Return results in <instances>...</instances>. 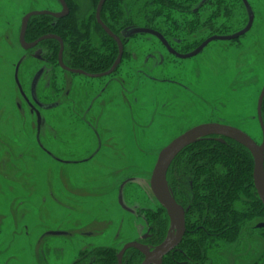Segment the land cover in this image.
<instances>
[{"label":"rangeland","instance_id":"1","mask_svg":"<svg viewBox=\"0 0 264 264\" xmlns=\"http://www.w3.org/2000/svg\"><path fill=\"white\" fill-rule=\"evenodd\" d=\"M70 1L77 9L87 8L90 3ZM208 1L174 0L175 6L187 10L184 12L154 1V11H146L145 4L139 11L143 23L159 30L181 54L194 52L218 31L235 35L247 27L251 15L252 30L233 41H214L198 56L180 60L169 55L153 36L133 34L135 27L127 28L123 32L126 52L113 76L85 81L61 73L57 85L62 97L67 89L72 92L67 99L64 97L63 111H47L39 123L41 131L24 132L25 128L22 133L0 134L11 151L16 150L14 143L22 141L19 152L25 159L18 162L19 155L10 154V164L3 167L6 155L0 152V174L5 179L8 174L11 177L0 181V189L14 184L12 196H0V207L5 210L11 206L14 212L13 205H42L43 199L51 207L54 202L49 191L56 192L53 179L57 168L62 175L63 204L78 208L77 218L63 210L59 226L73 229L76 221L79 232L106 227L111 238L108 244L121 248L147 231L140 215L159 206L150 189L152 172L160 152L174 138L195 126L220 122L243 127L260 142L256 117L264 85V0H247L248 8L239 0H221L226 10L222 12H218L220 0ZM28 2L32 10L58 7L54 0ZM129 2L128 14L132 12ZM94 3L95 14L99 0ZM188 7L200 10L193 15ZM46 79L54 82L55 75L48 74ZM70 86L80 88L79 95ZM34 120L31 117L32 123ZM131 178L133 182L123 189V201L136 210L133 215L118 203L120 186ZM12 215L6 218L0 209V264H8L10 259L24 264V258L18 256L24 252L23 240L4 235L7 226L9 230L19 227ZM91 215L92 219L100 215L101 219H96L101 221L98 227H87ZM259 217L255 224L264 223V216ZM57 239H63L58 241L62 243L59 253L63 259L71 249L76 252V242ZM240 240V245L223 252L228 260L222 262L264 264V230L245 234Z\"/></svg>","mask_w":264,"mask_h":264},{"label":"flooded vegetation","instance_id":"2","mask_svg":"<svg viewBox=\"0 0 264 264\" xmlns=\"http://www.w3.org/2000/svg\"><path fill=\"white\" fill-rule=\"evenodd\" d=\"M54 1L58 6L56 10L46 7L38 10H32L28 9L30 4L28 0H0V134H3L4 132L22 133L25 128L26 130L24 132L41 131L42 128L39 123L40 120H44V114L47 111H63L64 97L67 99L72 95V92L67 89L65 95L62 97V89L57 85L59 84L58 80L61 79V73H68L85 81H89V79L96 80L95 78H90L84 75L73 74L62 67L59 57L62 45V63L67 68L81 70L89 74L103 73H93L85 69L78 68L76 66L77 53L75 52V47H71L72 45H69V49H71V55L73 57H70L71 61L65 59L66 42L63 39V35L70 32L71 42H73V39H75L76 36L75 29L77 31L78 26V13L77 8L71 4L70 0H64L68 8V13L63 18L56 17L54 14L59 15L64 13V7L59 0ZM44 12H49V14H41ZM69 24H71V31H67ZM251 30H249V32ZM44 37L50 38L40 41ZM162 46L166 49L164 45ZM116 48L117 59V45ZM125 48L126 46L124 44V55L126 52ZM170 48L174 52L181 54L172 46H170ZM166 51L169 55L177 58L168 52L167 49ZM46 65L49 69L46 68ZM120 66L111 76L119 71ZM48 74L55 75L54 82H52V79L49 80V83L47 82L46 75ZM46 85L50 87L48 90ZM70 88L75 90L77 95H79V92L81 91L80 88L79 90L78 87L70 86ZM31 117L35 118L33 123L31 122ZM256 118L259 132L261 133L260 142L256 141L249 131L243 127L223 124L220 122H218V124L237 128L248 134L258 145H261L264 138V100L262 105L261 121L258 116V103ZM35 121L36 124H34ZM57 121L60 122L61 120L58 118ZM16 137L18 138V136ZM209 139L217 141L218 144H225L229 141V139H224V142H222L220 137H218V140L217 137ZM231 142L240 145L235 141L231 140ZM20 143H22L21 140L19 143H14L13 147H15L16 150L11 151L8 147L10 144L0 139V152L6 155L3 161V167H7L8 164H10L8 161L9 159L12 160L10 154H14L15 157V154L17 153L19 155L18 158H16L18 162L25 160L24 154L19 152L21 147ZM246 151L251 155L254 170L253 156L247 149ZM43 154L47 155V152H44ZM60 163L61 161L58 162V164ZM11 168L10 169L13 171L14 168ZM59 173V170L56 168L53 179L55 186H57L56 192L52 190L49 191L51 195L50 198L52 199V202H54L51 207L46 206L45 199L42 200V205H13V208L15 209L14 212L10 211L11 206H7L5 210L4 207H0V209L5 212L6 218L11 217L10 213H14L15 215H12L13 219H18L16 222L17 224L19 222V227L15 230H9V226H7L6 229H3L6 230L4 235H12L13 238L20 236L21 240H23L24 252L18 256L19 258H24V264H119L120 252L127 244L137 243L146 247L149 252L154 253L156 252V249L172 235V224L169 215L154 196L153 197L159 206H157L154 211L146 212L145 216L140 215L143 224L147 226V231L144 234H141L137 239L127 241L121 248L108 244L111 238L109 239V230H107L106 227H103L102 230L98 229V231L95 232L93 230L79 232V229L76 227L78 222L75 221V227L73 229H63L60 227L63 222L62 211L64 210L72 213L73 216L76 217L78 208L75 207L72 209L70 208L72 206H66L63 204L60 197L63 191V182L62 175H59ZM3 176V173L0 174V181H9L11 178L9 177V174L7 177L8 179H5ZM131 182H133L132 178L125 181L120 186V188L123 186L122 196L123 189ZM253 185L255 189L254 193H256L258 202H260L264 210V205L262 204L255 188L254 177ZM12 188H14V184L12 187H8L7 189H0V196L5 193L7 195L9 194V197L12 196L14 190ZM120 188L118 191V203ZM171 191L177 203L185 210V230L182 241L163 256L162 264H164L165 260L176 262V264H222V260H228L223 252L231 251L233 246L237 247L236 245H238V243L233 244L230 249H218V244L215 245L214 249L211 246H208V244L205 245L203 240L209 239L211 236L218 238V226L212 229L207 222L199 220L200 215L197 213V208L194 206V202L196 201V197L194 195H188V193H185V196L181 198L178 193L175 195L174 190ZM123 210L132 215L136 213L135 209H130L126 205ZM2 219H0V223L3 222ZM91 219L92 215L90 216V221L87 223V227L90 226L94 228L95 226L98 227L101 224L100 220H96L101 219L100 215L93 217L92 220ZM11 222L14 223V220H9V223ZM34 225H37L38 228L36 229L33 227ZM261 225H264V223L255 224L254 218L253 221L250 222L246 234H254L255 230L257 231L258 229L264 230V227L261 228ZM55 233L61 234L57 235ZM73 233H76V235L73 236ZM57 238H67L72 242H76V252L71 249V251L68 252L69 254L63 259L62 254L59 253L62 243L58 242L63 239L58 240ZM91 239L94 240L91 241ZM8 255L14 256L13 254ZM145 259L146 256L142 252L134 248H129L125 251L121 264H143ZM2 260L3 259L0 258V261ZM9 261L11 262L8 264H19V262H16L14 259H10Z\"/></svg>","mask_w":264,"mask_h":264},{"label":"trees","instance_id":"3","mask_svg":"<svg viewBox=\"0 0 264 264\" xmlns=\"http://www.w3.org/2000/svg\"><path fill=\"white\" fill-rule=\"evenodd\" d=\"M94 1L97 2L90 0L87 8L77 9L78 26L77 31L75 29L76 36L73 42L70 32L63 35V39L66 42L65 59L69 61L70 57H73L69 49V45H72L77 53L76 66L97 73L111 68L117 56V44L97 24ZM127 1H130L132 10L129 14L126 10ZM154 1L182 12L187 11L175 6L177 3H174V0H107L101 14L102 21L123 40L124 44L126 39L123 32L127 28L135 27L134 30L148 28L159 32L170 45L159 30L143 23V13L139 11V7L145 4L146 11L151 8V11H154ZM239 1L246 7L242 0ZM185 2L190 3V0ZM193 9L191 8L193 15L200 10V8ZM222 11L226 10L220 0L218 12ZM67 28V31H71V24ZM212 36H227V34L218 31V35ZM168 184L175 195L178 193L181 198L185 193L194 195L196 197L194 206L200 215L199 220L207 222L212 229L218 226V238L211 236L203 240L205 245L208 244L213 249L217 244L218 249H230L235 243L240 245V239L247 233L250 222L264 215L263 207L254 193L251 155L245 148L231 140L225 144H218L213 139H206L184 150L168 172ZM172 263L176 264L169 260L164 262V264Z\"/></svg>","mask_w":264,"mask_h":264},{"label":"water","instance_id":"4","mask_svg":"<svg viewBox=\"0 0 264 264\" xmlns=\"http://www.w3.org/2000/svg\"><path fill=\"white\" fill-rule=\"evenodd\" d=\"M64 7V13L55 15L56 17L63 18L68 13V8L66 6V3L64 0H59ZM107 0H99V3L96 8V22L101 28L104 30V32L112 38L117 46H118V57L115 60L112 67L103 73L99 74H89L81 70H74L67 68L62 63V53H63V45L62 50L60 51V63L62 64V67L73 73V74H79L84 75L90 78L95 79H101L104 77L111 76L120 66L123 55H124V43L121 40L119 36L114 34L110 28L102 21L101 14L102 10L104 8V5ZM242 2L245 4V6L248 8V2L247 0H242ZM41 14H49V12H44ZM254 23V16L251 15L248 25L245 29L238 32L235 35L232 36H211L207 38L194 52H191L189 54H178L174 52L169 44L166 42V40L163 38V36L152 29L148 28H138L133 31V34H147L156 37L162 45L166 47L168 52L176 56L177 58L181 60H188L191 58L196 57L199 55L205 48H207L212 42L214 41H233L241 36H244L251 30ZM50 37H44L40 41L48 39ZM264 100V87L262 89L261 95L258 100V116L261 121V112H262V105ZM213 137H220V140L224 142V139H229L232 141H235L245 147L253 156L254 159V170H253V177H254V184L257 191V194L264 205V138L261 145H258L248 134L244 133L243 131L230 127L223 124L218 123H207L195 126L188 131L182 133L175 139H173L159 154L155 168L152 172V176L150 179V189L153 194V196L156 198L158 203L166 210V212L169 215L171 224H172V235L168 237L162 245H160L156 252L151 253L149 250L141 246L137 243H130L127 244L119 255V260L121 264L122 257L125 253V251L129 248H134L142 252L146 259L143 264H162V259L165 254H167L171 249L176 247L183 238L184 230H185V210L184 208L177 203L176 199L173 196V193L168 185V172L176 158L187 148L195 145L196 143L213 138ZM122 188H120V195H119V203L120 205L125 208L124 202H123V196H122ZM264 225H261V228H263ZM57 235H60L61 233H55Z\"/></svg>","mask_w":264,"mask_h":264}]
</instances>
